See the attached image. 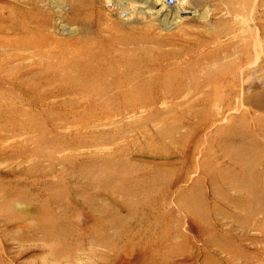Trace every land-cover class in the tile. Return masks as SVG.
Segmentation results:
<instances>
[{"label":"rangeland","instance_id":"obj_1","mask_svg":"<svg viewBox=\"0 0 264 264\" xmlns=\"http://www.w3.org/2000/svg\"><path fill=\"white\" fill-rule=\"evenodd\" d=\"M0 264H264V0H0Z\"/></svg>","mask_w":264,"mask_h":264},{"label":"bare ground","instance_id":"obj_2","mask_svg":"<svg viewBox=\"0 0 264 264\" xmlns=\"http://www.w3.org/2000/svg\"><path fill=\"white\" fill-rule=\"evenodd\" d=\"M156 3V2H155ZM156 4H161V3H156ZM171 17V16H170ZM176 19V18H175ZM174 18L172 19V22L171 23H174L175 24V22H176V20H175ZM169 20V19H168ZM163 22H164V20H163ZM165 24V23H164ZM105 74V71H102V72H100L99 73V75H104ZM95 86L96 85H103V86H109V88L111 89V88H118V89H120L122 86L121 85H117L116 83H114V82H111V83H107L106 81H105V83H104V81H102V80H100V79H97V80H92L91 81ZM167 85H168V83H165L164 85H161L163 88H166L167 87ZM137 96V95H136ZM138 96H140L139 94H138Z\"/></svg>","mask_w":264,"mask_h":264},{"label":"built area","instance_id":"obj_3","mask_svg":"<svg viewBox=\"0 0 264 264\" xmlns=\"http://www.w3.org/2000/svg\"><path fill=\"white\" fill-rule=\"evenodd\" d=\"M169 7H175L178 5L179 0H163Z\"/></svg>","mask_w":264,"mask_h":264}]
</instances>
